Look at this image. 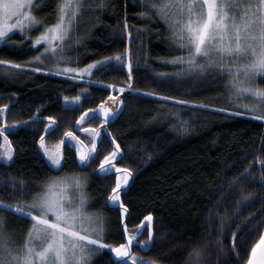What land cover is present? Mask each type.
Masks as SVG:
<instances>
[{
	"label": "trees",
	"instance_id": "trees-1",
	"mask_svg": "<svg viewBox=\"0 0 264 264\" xmlns=\"http://www.w3.org/2000/svg\"><path fill=\"white\" fill-rule=\"evenodd\" d=\"M105 3L103 9L84 10L74 31V36L82 39L66 55L72 60L68 66L83 68L126 49L125 20L132 33L130 50L137 66L133 88L139 91L124 93L121 111L106 127L121 146L123 159L119 166L133 171L122 194L130 211L124 224L134 230L144 216H153L154 244L145 251L134 243L133 251L155 259L158 264H187L192 248L201 247L205 249L204 264H229L234 259L229 253L230 234L242 229L238 240L243 247L253 239L252 230L259 233L264 228L261 175L264 167L259 163L264 160V154L259 151L264 147V122L232 114L236 109L228 103L226 75L157 78L158 73H173L180 67L165 62L181 53L168 39L164 23L138 16L141 9L134 0H105ZM38 15L47 24L54 23L55 0H44ZM11 36L16 41L23 39L15 34ZM36 54L28 41L23 45H0V59L24 63ZM46 63L41 65L46 71L40 73L0 74V106L9 105L8 123L30 121L10 131L9 140L15 153L8 163L0 159V199L9 204L30 201L50 176L83 175L87 178L88 210L103 220L105 241L119 244L123 242V220L117 208L107 204L114 176H100L98 161L78 167L77 157L67 144L63 147L66 157L63 170L53 171L39 148V140L43 135L47 144H55L62 139L64 131L74 130L83 112L97 107L110 95L111 89L106 85L126 86L125 72L109 65L94 70L91 77L71 81L65 76L49 74L47 70L53 68ZM83 88L87 91L79 105L65 104V95H80ZM146 92L157 95H143ZM161 96L191 103L177 105L172 100L160 99ZM220 108L229 111H217ZM34 116L39 117V122H31ZM48 116L56 118L59 128L51 135L44 132ZM86 125L99 127L101 120L89 119ZM112 147L110 137L102 133L97 141L100 159ZM242 176L246 179H237ZM21 182L26 186L21 187ZM245 195H249L248 200L243 199ZM0 217L5 220L8 238L15 246L22 245L30 220L8 211H0ZM222 217L227 237L222 240L223 251L219 250ZM141 232L139 239H147L146 228ZM113 260L110 250H102L92 264H112Z\"/></svg>",
	"mask_w": 264,
	"mask_h": 264
},
{
	"label": "snow or ice",
	"instance_id": "snow-or-ice-1",
	"mask_svg": "<svg viewBox=\"0 0 264 264\" xmlns=\"http://www.w3.org/2000/svg\"><path fill=\"white\" fill-rule=\"evenodd\" d=\"M140 7L137 13L141 18L162 21L169 33L168 39L181 54L175 55L165 62L178 65L179 70L173 73H158L157 78L169 77L197 78L205 76H227L228 103L236 116L247 115L250 119L264 122V0H134ZM44 0H0V45H23L29 42L36 55L24 63L0 59V74L16 76L31 71H46L41 67L45 61H51L53 69L49 74L65 76L71 81L91 77L94 70L99 71L112 65L114 68L126 69L127 83L120 87L119 92H138L133 88V53L126 48L122 53L106 56L85 67L68 66L72 63L66 52L82 37L74 36L79 17L86 8L103 9L105 0H55V22L47 24L39 15ZM128 28L127 22L124 23ZM18 32L23 39L16 41L10 34ZM38 32V35H33ZM131 41L132 33H127ZM61 65H64L63 67ZM98 83V81H88ZM115 89L116 85H106ZM87 88L81 89L80 95H65L63 100L68 105H79L82 94ZM156 96L154 92L143 93ZM164 101L172 100L177 105H188L191 102L173 97L161 96ZM122 98L109 95L102 99L95 108H89L76 121V131L85 134L86 139L76 135V131L63 132V138L49 147L45 136H40L39 147L47 158L53 171H62L66 157L63 147L74 151L77 166H90L98 161V174L114 176V185L107 195V201L116 206L121 217L130 215L122 194L133 177L128 167H120L123 159L121 146L116 138L108 132L107 125L121 111ZM207 108V105H200ZM9 105L0 106V157L12 161L15 149L9 140L11 130L28 125L30 121L8 123ZM219 112L229 109L220 108ZM102 117L99 127H83L89 119ZM46 134L59 130L56 118H45ZM31 122H39L34 116ZM186 123V122H185ZM184 131L186 127L182 124ZM102 133L110 137L112 150L100 159L97 141ZM87 140V142H86ZM264 154V147L259 149ZM264 167V160L259 161ZM251 173H248L250 175ZM264 178V172H262ZM246 179V176L238 177ZM264 182V179H262ZM14 183V182H13ZM235 183V182H234ZM87 178L76 173L55 175L43 181L30 201H18L15 204L5 203L0 199V211H8L14 215L30 220L31 226L24 243L15 246L8 238L5 220L0 217V264H92L94 257L102 250H110L115 259L112 264H158L155 259L140 256L133 251L134 243L148 251L154 244L153 216H144L141 225L129 231L127 224L122 229L123 242L119 244L105 241L103 220L88 211V196L85 188ZM21 187H24L21 182ZM23 195V192L20 193ZM251 195V194H249ZM249 195L243 197L249 199ZM12 198L13 193H9ZM146 222V224H145ZM224 218L220 220L219 250L223 251L222 240L225 231ZM146 228L147 239H139ZM239 231H243L242 229ZM238 232H232L229 253L234 259L229 264H264V232H253V239L240 247ZM258 236V239L256 238ZM205 249L193 247L189 253L187 264H204Z\"/></svg>",
	"mask_w": 264,
	"mask_h": 264
},
{
	"label": "rangeland",
	"instance_id": "rangeland-1",
	"mask_svg": "<svg viewBox=\"0 0 264 264\" xmlns=\"http://www.w3.org/2000/svg\"><path fill=\"white\" fill-rule=\"evenodd\" d=\"M127 30H128V28H127ZM128 32H129V30H128ZM34 33H35V32H33V35H34ZM12 34H15V35H17V36H19V37H22L21 34L18 33V32H15V33H12ZM12 34H10V35H12ZM38 34H39L38 32L35 33V35H38ZM35 35H34V36H35ZM125 35H126V33H125ZM22 38H23V37H22ZM125 39H126V38H125ZM126 41H127V39H126ZM45 62L49 63L48 66H49V67L51 66V67L53 68V64H52L51 61H47V60H46ZM47 63H46V64H47ZM133 64H134V62H133ZM61 66L63 67L64 65H61ZM123 70H124V68H123ZM122 87H124V86H122ZM119 88H120V87H116L115 89H111V90H110V93H113L115 90L118 91V93H119ZM78 119H79V118H78ZM78 119H77V120H78ZM83 127H90V128H91V127H94V126H87L86 124H84ZM73 131H76V122H75V127H74V130H73ZM76 135L80 136L81 139H86L85 134L82 133V132H80V131H76ZM62 138H63V137H62ZM86 142H87V140H86ZM57 143H58V142H57ZM46 144H47V143H46ZM55 144H56V143H55ZM55 144H47V145H48L49 147H51V146H53V145H55ZM39 148H40V147H39ZM40 150H41V152H42V154H43V150H42L41 148H40ZM45 158H46V157H45ZM0 159H1L2 161H4V162H7V163L10 162V161H8L7 159H5V158H3V157H0ZM46 159H47V158H46ZM130 180H131V179H130ZM129 182H130V181H129ZM108 204L110 205L109 202H108ZM110 206H112V205H110ZM112 207H116V206H112ZM88 211H89V210H88ZM89 213H91V214L94 215V216H97V215H95L94 213H92V212H90V211H89ZM125 218H126V217H123L122 219H125ZM142 221H143V220H142ZM145 224H146V222H145ZM140 225H141V222L137 225V227L140 226ZM137 227H136V228H137ZM136 228H135V229H136ZM135 229H134V230H135ZM140 230L143 231L144 228H141ZM129 231L131 232V231H133V230H129ZM262 232H264V228H263V231H262ZM112 255H113V257H114V254H113V253H112ZM114 258H115V257H114Z\"/></svg>",
	"mask_w": 264,
	"mask_h": 264
},
{
	"label": "water",
	"instance_id": "water-1",
	"mask_svg": "<svg viewBox=\"0 0 264 264\" xmlns=\"http://www.w3.org/2000/svg\"><path fill=\"white\" fill-rule=\"evenodd\" d=\"M125 33H126V39H127V41H126V48H130V40H129V37H128V35H127V33H128V30L127 29H125ZM134 67L136 68L137 66L136 65H134ZM125 76H126V78H127V75H126V69H125ZM132 84H133V79H132ZM124 95V93H120V94H118V95H116V97H118V98H122V96ZM113 107H120V109H122V105H114ZM118 114V113H117ZM99 120H101L102 121V117H99L98 118ZM112 120L113 119H111L110 120V122H109V124L112 122ZM108 124V125H109ZM97 173H98V169H97ZM100 176H102V175H100ZM130 183V182H129ZM107 204H108V202H107ZM108 206L109 207H111V208H116V207H112V206H110L109 204H108ZM123 220V226H124V220L125 219H122ZM115 259V258H114ZM118 263V262H117Z\"/></svg>",
	"mask_w": 264,
	"mask_h": 264
}]
</instances>
